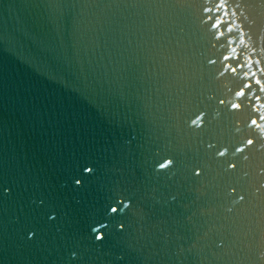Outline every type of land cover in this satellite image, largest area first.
Instances as JSON below:
<instances>
[{
    "label": "snow or ice",
    "instance_id": "snow-or-ice-1",
    "mask_svg": "<svg viewBox=\"0 0 264 264\" xmlns=\"http://www.w3.org/2000/svg\"><path fill=\"white\" fill-rule=\"evenodd\" d=\"M206 3H211V4H213V6L216 9H220V10L224 9L227 6V0H220L219 3H214V0H206ZM261 3L264 4V0H261ZM236 6L240 7L239 4H237ZM203 11L204 12H210L211 8L204 7ZM209 19H212V17H209ZM222 23H223V21H221L217 17L215 19V22L211 24V28H218V26L221 25ZM228 31L231 32L232 28L229 27ZM220 35H223V33L217 34V39L219 38ZM241 35H243V33H241ZM240 43L243 44L244 41L241 40ZM235 51H236V49L233 48L232 52L235 53ZM228 59H230L229 56H224V60H228ZM210 62L215 63V61H210ZM231 71L235 72L236 68H232ZM252 75H255V74L253 73ZM255 84L260 85L259 90L264 92V84H261L260 80H255ZM250 87H251V85H249L247 83L244 84L238 91L235 92V97L236 98L244 97L246 95L244 89H247ZM257 99H259V97H257ZM219 103L223 105V104H225V100L220 99ZM230 106H231V109L237 110V112L242 108V104L237 103V102H230ZM261 107H264V105H261ZM201 119H202V117L197 116L196 119H194L192 121V123L195 125ZM249 120H250V122H249ZM258 120L264 121V114L259 115L258 119L250 118V117L246 118L244 126L247 129H250L251 131H249L246 135H244V134L240 135L239 140L236 143H231V144L220 143L218 146L216 144L210 143L208 145V148L215 150L214 156L216 158L217 157H219V158L228 157L229 153H230L231 157H235L238 153L239 154L245 153L246 150H248L250 146H254V145H258L259 148H264V124L259 123ZM257 130H259V132H257ZM236 131L240 132V128H237ZM242 159L247 160L248 156L243 155ZM171 163H172V161H168V164H171ZM221 163H222V165H226V167H224V171L227 172V171H229V169L234 170L237 167L238 161H234L231 159H225V160L221 161ZM166 166H167V164H165V163L160 164L161 168H164ZM85 171L91 172L92 169L86 167ZM193 171H194V175H196V176L200 175V170L194 169ZM262 171H264V170H262ZM77 183H79V181H77ZM235 191H236L235 188H231V192L229 193V195H231ZM243 199H244L243 195H238L239 201H242ZM125 207H127V205H125ZM111 211L116 212L117 208H112ZM96 239H101V237L97 236Z\"/></svg>",
    "mask_w": 264,
    "mask_h": 264
}]
</instances>
